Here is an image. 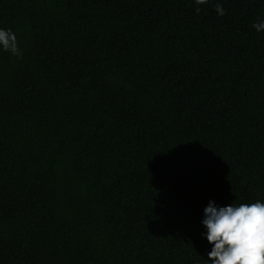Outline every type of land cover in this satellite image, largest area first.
I'll return each mask as SVG.
<instances>
[{
    "label": "trees",
    "instance_id": "obj_1",
    "mask_svg": "<svg viewBox=\"0 0 264 264\" xmlns=\"http://www.w3.org/2000/svg\"><path fill=\"white\" fill-rule=\"evenodd\" d=\"M261 20L264 0H0L22 52L0 48V264H211L209 201L264 202Z\"/></svg>",
    "mask_w": 264,
    "mask_h": 264
},
{
    "label": "clouds",
    "instance_id": "obj_2",
    "mask_svg": "<svg viewBox=\"0 0 264 264\" xmlns=\"http://www.w3.org/2000/svg\"><path fill=\"white\" fill-rule=\"evenodd\" d=\"M204 5L208 0H195ZM196 13L201 9L197 7ZM219 16L226 15L220 3L215 4ZM256 31L264 30V20L252 25ZM0 48L13 56H21L17 36L11 29H0ZM202 224L206 239L213 245L207 253L211 264H264V202L234 203L218 207L214 201L204 209Z\"/></svg>",
    "mask_w": 264,
    "mask_h": 264
}]
</instances>
